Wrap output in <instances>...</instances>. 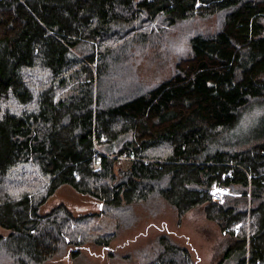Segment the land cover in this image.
<instances>
[{
  "label": "trees",
  "instance_id": "1",
  "mask_svg": "<svg viewBox=\"0 0 264 264\" xmlns=\"http://www.w3.org/2000/svg\"><path fill=\"white\" fill-rule=\"evenodd\" d=\"M211 18L169 77H134L153 50L162 66L171 30ZM214 184L233 194L222 205ZM63 186L98 212L41 214ZM197 207L227 241L217 264H264V0H0V264L77 263L89 245L112 260L138 209L180 225ZM142 257L194 264L168 234Z\"/></svg>",
  "mask_w": 264,
  "mask_h": 264
},
{
  "label": "rangeland",
  "instance_id": "2",
  "mask_svg": "<svg viewBox=\"0 0 264 264\" xmlns=\"http://www.w3.org/2000/svg\"><path fill=\"white\" fill-rule=\"evenodd\" d=\"M215 24L216 22L213 18L207 19L205 22L195 20L190 24H182L171 30L169 37L173 39L174 44L172 50L168 53L164 52L162 66L154 69L161 59L157 57L154 60L159 50H153L155 51L154 53L151 51L144 57H137L136 65L138 69L135 71L134 77L138 76L139 81L145 84L155 82L156 76L161 78V80L169 77L177 58L182 55L176 43L181 44V42H184L183 34L192 28L205 29L204 31L208 32L214 30ZM249 118H252V111H250ZM252 120L248 119L247 124H251ZM258 126L255 124L253 128L258 131ZM232 135L236 138H245V132L240 124L235 126ZM120 166L125 168L127 164L125 161H121ZM97 203L93 199L77 194L72 189L63 186L40 208V213L45 214L58 205H64L74 216L85 215L98 212ZM139 212L140 215H143V218L138 226L115 237L111 246L108 247V249L112 247L114 250L116 254L114 259L111 260L108 257V250L104 247L89 245L82 250L81 258L83 260L77 263L69 262V264H140L144 255L140 259L138 257L159 234H168L177 244L185 247L191 254L194 264H217L222 258L227 247V241L217 225L206 220L203 208L197 207L189 211L181 219L180 225L177 221L176 212L171 208L165 209L162 215L157 214L154 217L146 216L140 209L137 210V214ZM104 224L109 227L112 224V220L110 218H101L97 221V226L100 228ZM7 234L8 231L0 228V236H6ZM136 252L138 253L136 254ZM127 255H129L128 259L124 258Z\"/></svg>",
  "mask_w": 264,
  "mask_h": 264
},
{
  "label": "built area",
  "instance_id": "3",
  "mask_svg": "<svg viewBox=\"0 0 264 264\" xmlns=\"http://www.w3.org/2000/svg\"><path fill=\"white\" fill-rule=\"evenodd\" d=\"M231 195L232 194L230 193L229 190L221 188L216 184L211 186L210 189L211 200L219 205H222L225 201V198Z\"/></svg>",
  "mask_w": 264,
  "mask_h": 264
}]
</instances>
